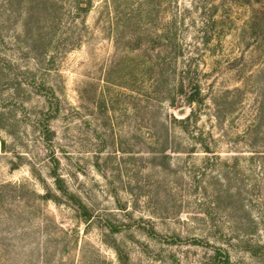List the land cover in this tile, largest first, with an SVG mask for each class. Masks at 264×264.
<instances>
[{"label": "rangeland", "instance_id": "1", "mask_svg": "<svg viewBox=\"0 0 264 264\" xmlns=\"http://www.w3.org/2000/svg\"><path fill=\"white\" fill-rule=\"evenodd\" d=\"M96 3L83 44L59 58L64 111L51 143L38 142L32 123L38 96L23 105L14 90L34 63L0 76V113L10 117L0 121V264H264V0H163L151 20L133 16L138 25L119 48ZM41 6L0 0L1 58L25 57L31 36L21 34L30 23L36 38ZM175 16L185 56L195 58L186 84L202 90L190 105L186 87L176 109L141 71L166 55L155 35ZM119 64L112 77L132 68L129 89L105 81ZM54 171L90 221L57 191ZM48 192L58 204L43 199Z\"/></svg>", "mask_w": 264, "mask_h": 264}, {"label": "trees", "instance_id": "2", "mask_svg": "<svg viewBox=\"0 0 264 264\" xmlns=\"http://www.w3.org/2000/svg\"><path fill=\"white\" fill-rule=\"evenodd\" d=\"M96 1L97 0H41L43 16L40 22L41 25L37 28L39 33L36 38L33 39L32 35L35 32V28L33 26L31 27L32 24L27 23L21 34L27 36V39L31 36V42L28 41V50L24 47L21 52L23 56L24 51H26L25 57L16 58L18 54H13V56L5 55V58H1L0 56V63L5 62L7 65V69L0 65V76L3 78H8V70L12 71L15 67H21L19 63L23 62L26 58L34 63L33 66L26 68V72H24L26 77L25 81L20 83L17 89L14 88V90L17 91L18 97L21 94L27 96L25 101H20L23 105H28L33 96H38L40 99L37 112L33 115L34 120L32 123L41 136L38 142L41 141L42 144L48 145L52 142L56 135L52 124L64 111V102L61 97L63 86L57 82V79L61 80L63 78L58 66L59 58H61L63 54L73 51L83 44L85 33H89L86 17L95 8L97 4ZM101 1L99 25H103L102 29L108 31V34L111 35L114 40L115 47L119 48L122 42L125 41L127 29L131 28L133 24L138 25L137 22H132L133 16L139 15L141 19H145V21L151 20L155 14L156 7L159 5V2L163 0H100V2ZM131 3L134 4L130 9L131 12L125 13L123 6ZM176 17L177 16L174 17L173 21L169 22L165 34L155 35L159 39L164 38L166 43H168L169 50L165 52L166 55H158L156 59L158 60L157 63H154L153 59L152 62L144 63L141 70L143 73H150L146 76H149L150 80H152V86L155 90L153 92L160 93L166 89V95L169 96V99L170 95H173L170 107L174 109L178 108L176 104L177 100H179L182 95L186 94V87L190 89V98L187 99L190 105L202 102L200 84H192L191 87V80L186 84V80H189L191 73H193L195 58L185 56L186 47L183 46L180 37L181 24ZM32 18H34L33 15ZM124 20H126V22H123ZM207 28L208 25L206 26V29ZM1 30H3L2 26ZM206 35L209 34L206 33ZM22 38L23 36L19 37V42L21 43ZM37 42L39 44L42 43L39 56L33 54L36 51L35 46ZM25 43L27 44L26 40ZM1 53L3 52L0 50V54ZM121 60L131 62L134 60V56H125L122 57ZM179 64L182 66H179ZM120 67H122L120 64L117 65V67L115 65L111 66V69L107 72L105 81L108 85L123 83L127 85L128 88V86L131 85L130 81H132L133 69H129V74H127L125 78H121L123 80L117 81L114 80L112 76L120 72ZM136 71L141 74L139 68H137ZM196 71L195 69L194 72ZM173 81L174 84L180 85V88H175L174 86V89H171L173 88L171 85ZM58 83L60 86H57ZM137 83L138 80L136 79V89L144 93V87L146 86H138ZM15 95L16 94H13V96ZM6 115L5 112L0 113V121H9L10 117L6 118ZM191 120L192 115L181 120V122L185 123ZM174 121H177V119L174 118ZM3 143L6 147L5 142ZM52 178L55 181L57 191H60L69 202H73L72 204L77 208V211H83L82 213L86 216V222L90 221L91 215L87 212L86 207L82 205L80 200L75 195L70 194L65 188V182L62 176L54 171ZM48 193L49 194L45 195L43 199L48 202L53 200L58 204L60 198L56 195L52 196L51 192ZM109 227H111L110 231H112L111 233L113 234L120 231L118 226ZM114 249L116 251V248ZM118 260L120 264H124L120 259Z\"/></svg>", "mask_w": 264, "mask_h": 264}, {"label": "water", "instance_id": "3", "mask_svg": "<svg viewBox=\"0 0 264 264\" xmlns=\"http://www.w3.org/2000/svg\"><path fill=\"white\" fill-rule=\"evenodd\" d=\"M178 113H179L180 116H183V115H185V110L184 109H180Z\"/></svg>", "mask_w": 264, "mask_h": 264}]
</instances>
